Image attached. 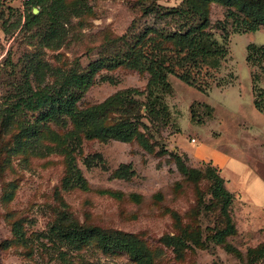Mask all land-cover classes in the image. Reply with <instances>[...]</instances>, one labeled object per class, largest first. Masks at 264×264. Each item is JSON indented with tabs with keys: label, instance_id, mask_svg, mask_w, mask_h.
Segmentation results:
<instances>
[{
	"label": "rangeland",
	"instance_id": "1",
	"mask_svg": "<svg viewBox=\"0 0 264 264\" xmlns=\"http://www.w3.org/2000/svg\"><path fill=\"white\" fill-rule=\"evenodd\" d=\"M12 1L0 4V264H264V25L235 31L227 15L244 18L239 1L63 0L57 25L44 15L26 27L24 11L39 7ZM187 3H204V32L217 45L196 48L193 86L167 75L164 109H149L150 73L126 65L100 69L79 92L78 111L117 96L92 119L43 121L13 108L26 83L54 85L122 50L113 42L121 36L134 42L147 32L143 50L172 56L181 46L152 29H176L167 9ZM109 126L133 136L90 133ZM70 162L84 187L65 184ZM128 164L133 175L119 176ZM210 170L232 195L227 207L211 194ZM71 230L90 234L78 241ZM101 234L130 240L138 257L104 250Z\"/></svg>",
	"mask_w": 264,
	"mask_h": 264
},
{
	"label": "trees",
	"instance_id": "2",
	"mask_svg": "<svg viewBox=\"0 0 264 264\" xmlns=\"http://www.w3.org/2000/svg\"><path fill=\"white\" fill-rule=\"evenodd\" d=\"M5 0H0V4ZM207 0H203L205 3ZM221 4L230 6L236 1H239V8L244 18H239L233 12H229L228 17L232 18L235 31H256L260 25H264V0H213ZM49 3V4H48ZM204 3H187L185 6L173 7L167 9V15H174L177 18V28L173 31L166 29L154 30L156 34L165 40H173L177 46H181L178 52L172 56L167 57L164 54L155 53L153 46L152 51H145L147 39L144 37L147 32L139 35L136 41H128L126 37L121 36L113 42H117L123 47L122 50L115 54L100 57L88 65L82 71H72L62 76L60 81H57L51 86H37L31 89L26 83V88L22 90L20 96L13 104L16 111L27 108L29 111L39 112V118L43 121L54 119L59 115H66L74 122L81 123L84 120L92 119L95 114L93 110H98L104 105L110 104L115 100L116 95L109 98L107 101L99 106L89 108L87 110L78 111L74 108L78 101L82 89L88 88L92 83V78L100 69L104 67H115L126 65L127 67L137 71H148L150 79L147 83V103L150 105L149 109H156V107L165 108L163 96L170 92L171 86L167 81V75L171 74L179 78L182 82L193 86L194 80L190 77V69L198 65V58L200 57L197 50H211L213 51L217 45L214 39L210 38V34L204 32L207 24V15L204 9ZM23 5L30 7H39V12L33 14L31 8L24 11V25L31 27L42 20V16H47L51 24L57 25L64 18L63 0H23ZM80 5H85L82 1ZM8 9H14L8 6ZM135 35L132 36V38ZM197 47H191L193 44ZM198 48V49H196ZM183 53V56L180 54ZM249 59V56L247 57ZM183 60V64H180ZM180 65L183 75L175 70V66ZM24 94V96H21ZM94 136L99 138H113L117 140L126 141L133 136V130L124 126H109L106 128L95 127L92 130ZM144 148H149L147 143L143 142ZM94 162V158L89 159ZM99 158V162H101ZM130 164L123 165L117 170V174L121 177H128L133 175V171H129ZM181 170L185 173L186 170L181 165ZM72 181H65L68 186L79 185L85 186L82 174L75 164L70 162L69 169ZM212 171V172H211ZM213 186L211 194L213 197L220 198L223 207H227L231 202L232 195L225 188L222 177L213 170H210ZM17 234L20 232L17 230ZM90 234L89 230H71L66 233L67 236H73L78 241H84ZM223 231L214 234L213 238L216 242L222 241ZM74 241V239H71ZM101 246L104 250H122L128 252L133 257H138L140 251L136 245L124 237L110 236L101 234L99 236ZM229 248V246H227Z\"/></svg>",
	"mask_w": 264,
	"mask_h": 264
},
{
	"label": "crops",
	"instance_id": "3",
	"mask_svg": "<svg viewBox=\"0 0 264 264\" xmlns=\"http://www.w3.org/2000/svg\"><path fill=\"white\" fill-rule=\"evenodd\" d=\"M10 4L14 5L15 7H18L19 6V0H13Z\"/></svg>",
	"mask_w": 264,
	"mask_h": 264
},
{
	"label": "water",
	"instance_id": "4",
	"mask_svg": "<svg viewBox=\"0 0 264 264\" xmlns=\"http://www.w3.org/2000/svg\"><path fill=\"white\" fill-rule=\"evenodd\" d=\"M38 12H39V10H38L37 8H33V9H32V13H33V14H37Z\"/></svg>",
	"mask_w": 264,
	"mask_h": 264
},
{
	"label": "built area",
	"instance_id": "5",
	"mask_svg": "<svg viewBox=\"0 0 264 264\" xmlns=\"http://www.w3.org/2000/svg\"><path fill=\"white\" fill-rule=\"evenodd\" d=\"M194 141V139H192Z\"/></svg>",
	"mask_w": 264,
	"mask_h": 264
}]
</instances>
